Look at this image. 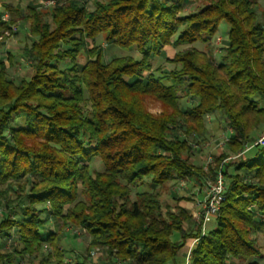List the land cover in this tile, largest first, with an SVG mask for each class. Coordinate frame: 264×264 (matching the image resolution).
<instances>
[{
    "label": "trees",
    "instance_id": "1",
    "mask_svg": "<svg viewBox=\"0 0 264 264\" xmlns=\"http://www.w3.org/2000/svg\"><path fill=\"white\" fill-rule=\"evenodd\" d=\"M56 1L46 15L50 21L26 6L33 40L22 52L31 75L13 81L0 59V207L5 211L0 240L12 237L17 246L5 251L0 243V264L25 258L66 264L63 227L89 237L85 255L70 264H87L96 248L111 264H179V251L194 239L189 264L252 258L247 264H259L264 146H252L248 151L254 152L241 158L253 132L264 131V106L254 99L258 95L264 102V24L254 0H209L189 15H183L184 6L201 0H99L93 10L86 8L87 0ZM14 7L4 5V12L21 15L18 3ZM11 21L0 15L1 39ZM221 21L229 25L228 42L215 63L209 51L192 45L211 49ZM97 37L135 47L141 58L104 61L101 48L87 46ZM167 47L185 48L165 58L173 69L153 70L151 58ZM82 52L87 59L79 64ZM11 60L8 54L6 61ZM146 98L162 111H147ZM181 98L190 105L183 107ZM218 114L230 130L224 146L235 158L222 153L204 170L189 158L199 144L195 138L206 133V117ZM94 159L102 171H91ZM218 171L225 179V200L215 226L203 236L200 227L186 228L192 223L186 209L161 213L165 183L190 178L206 184ZM47 218L59 229L43 235Z\"/></svg>",
    "mask_w": 264,
    "mask_h": 264
},
{
    "label": "rangeland",
    "instance_id": "2",
    "mask_svg": "<svg viewBox=\"0 0 264 264\" xmlns=\"http://www.w3.org/2000/svg\"><path fill=\"white\" fill-rule=\"evenodd\" d=\"M49 0H0V4H5L11 7L17 6V3L19 5V8L22 12L21 15L17 16L14 15L11 17L7 12L6 16L3 18L4 20H9L11 18V30L4 34V38H0V59L5 61V65L8 68L7 72L9 77L13 81H17L21 77H28L31 75V69L29 60L25 57V55L22 52V48L24 45H29L31 43V38L29 36V22L27 21V17L30 16L32 12L26 11V6L30 4L33 7H36V10L40 14L41 18L44 16L46 18V15L49 13V10H51L53 7H55L58 2L56 0H50L53 2V4L45 5ZM99 1V0H87L86 1V8L88 10H93V2ZM100 1H107V0H100ZM209 0H201V1H193L189 5H185L183 9V15H189L197 13L200 9H202L204 6L208 4ZM255 2V9L257 12V18L258 21L264 24V0H254ZM4 8V7H3ZM15 8V7H14ZM13 8V9H14ZM1 11V10H0ZM43 17V18H44ZM26 19V20H25ZM47 21H50L49 18H46ZM228 31H229V25L225 21H221L218 24L216 33L211 41V49L206 50L204 49V46L201 43H195L192 46L198 50H204L209 51L213 56L215 63H218L220 61V57L223 54L222 49L226 47L228 42ZM88 47H99L103 51V60L108 61L110 57H123V56H130L135 60H139L141 58V55L138 53L135 47L131 48H120L115 45H109L106 44L102 37H97L93 42H88ZM185 47H167L164 49V52L161 56L156 57L153 56L151 58L152 63V69L155 70L159 68V70L168 71L174 68L173 65H170L166 63L164 60L165 58H171L173 54L180 49H183ZM8 54L12 56L11 63L6 61ZM87 56L84 52L78 57V63L84 64L86 62ZM67 63L63 64L66 65ZM157 73V72H155ZM146 73H144L141 77H132L130 78V81H134L136 79H141L145 77ZM156 75V74H154ZM157 75H162L160 73H157ZM157 77V76H156ZM163 85L169 86L170 83L166 80L161 81ZM180 90V89H179ZM179 95L182 96V93L179 92ZM255 101L258 102V105L263 107L264 102L260 99V97L257 95L255 96ZM145 106L147 108V111H149L151 114H159L162 111L161 105L153 101L150 98L145 99ZM181 105L183 107L189 106L190 103L187 99L181 98ZM205 127H206V133L201 136L200 138L196 139V141L199 142V144L194 145L193 147V153L189 158V161L197 166L205 167L207 166L208 159H210L212 162H215V158L217 155H221L222 153L227 154L228 158H235L230 153L227 152L224 142L226 139L230 136L229 129L224 124V117L220 114L214 115V116H207L205 119ZM19 124L22 125V118H19L18 121ZM264 132V131H263ZM263 132H253L251 135V142L246 145V147L252 146V142L257 140ZM244 148V150L246 149ZM243 150V151H244ZM254 152V150H252ZM250 151L244 152L241 156V158L244 160L252 153ZM90 169L93 172H100L102 171V165L98 159H94L93 162L90 165ZM192 180L193 182H190ZM209 181V180H208ZM195 182V183H194ZM206 184H201L198 181H194L193 179H182V180H173L170 182H167L164 184L163 188L160 190V202H161V213L165 215L167 212H175L177 207H182L187 210L190 213L192 223L186 225V228L190 227H200V222L198 219L194 217V214L198 211L199 207H196L198 201H202V199L205 196H198L197 194L204 189V187L207 186ZM206 185V186H205ZM24 187L22 184L19 186V188ZM15 190L20 191L18 188V185H14L13 187ZM18 188V189H17ZM25 188V187H24ZM22 188V189H24ZM28 187L25 189L27 190ZM147 189V188H144ZM143 189V190H144ZM136 191V190H135ZM134 189L131 191L130 199L134 200ZM193 192V194H192ZM11 196L13 197L14 194L10 192ZM186 202L190 203L187 204ZM185 204V205H184ZM187 204V205H186ZM186 206V207H185ZM190 206V207H187ZM4 210L0 207V220L3 217ZM45 215L41 216V218H44ZM47 230L43 231V235H46L50 232H56L59 229V223L51 220L50 218H47L46 223ZM215 226L214 220L210 223H208L205 226V233L211 230ZM257 237V236H256ZM254 237V238H256ZM14 238H10L4 243V239L1 238L0 243L2 249L5 251H11L14 247H17L14 244ZM89 237L85 233V231L80 230L78 228H72V227H66L62 229V247L66 250V255L64 258L65 263L70 264V261L73 260L74 257H77L79 259H82V257L85 255V248L88 244ZM193 241V240H192ZM191 240H187L184 247L179 251L177 256V262L179 264H186L187 259V252L190 247ZM256 245L257 247L261 248L262 252V258L256 259V261L259 264H264V246L262 244L261 238L258 236L256 239ZM2 242L4 245H2ZM19 248V247H18ZM46 253H52V248H45ZM191 253V252H190ZM190 258V256H189ZM255 259H248L246 261L240 260V259H230L228 264H247L250 261H254ZM88 263L87 264H111L110 262L105 260V257L102 255V252L99 251L98 248L90 251L89 257H88ZM107 262V263H106ZM190 263V260L188 261ZM20 264H34L32 263L30 258H25V260L21 261ZM117 264V263H113Z\"/></svg>",
    "mask_w": 264,
    "mask_h": 264
},
{
    "label": "built area",
    "instance_id": "3",
    "mask_svg": "<svg viewBox=\"0 0 264 264\" xmlns=\"http://www.w3.org/2000/svg\"><path fill=\"white\" fill-rule=\"evenodd\" d=\"M53 4L52 1H47L45 5ZM264 146V132L263 134L252 144V146ZM252 146L246 147V149L243 151L247 152ZM241 155V154H239ZM237 157V156H236ZM231 159V158H229ZM227 159V160H229ZM210 163V159H208L207 165ZM207 166L203 167L204 170H206ZM225 179L221 171H218L214 180L209 181L207 183L205 196L202 199V201H198L196 207L198 208V211L196 214H194V217L198 219L200 222V233L201 236L205 234V226L215 220V218L218 216L219 209L225 200ZM198 239H194L190 243V247L187 252V262L186 264H189V256L192 248L197 243Z\"/></svg>",
    "mask_w": 264,
    "mask_h": 264
},
{
    "label": "crops",
    "instance_id": "4",
    "mask_svg": "<svg viewBox=\"0 0 264 264\" xmlns=\"http://www.w3.org/2000/svg\"><path fill=\"white\" fill-rule=\"evenodd\" d=\"M4 5L5 4H0V15L2 16V18H4L5 16H6V13L4 12ZM229 134H230V130H229ZM190 182H193L192 180H190ZM195 183V182H194ZM206 186V185H205ZM207 187V186H206ZM206 187H204V189H202L197 195L198 196H204V192L206 191ZM192 194H193V192H192ZM187 204H190V203H188V202H186ZM186 204V205H187ZM185 205V204H184ZM186 207V206H185ZM187 207H190V206H187ZM187 210H189V209H187Z\"/></svg>",
    "mask_w": 264,
    "mask_h": 264
}]
</instances>
